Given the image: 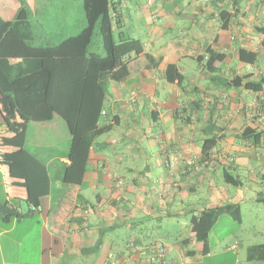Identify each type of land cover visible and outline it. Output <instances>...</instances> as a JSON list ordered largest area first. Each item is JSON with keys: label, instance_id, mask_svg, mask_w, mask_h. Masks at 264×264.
<instances>
[{"label": "crops", "instance_id": "0c3cea01", "mask_svg": "<svg viewBox=\"0 0 264 264\" xmlns=\"http://www.w3.org/2000/svg\"><path fill=\"white\" fill-rule=\"evenodd\" d=\"M112 2L117 34L140 40L144 52L124 59L126 80L108 84L100 126H113L94 142L81 185L63 182L65 148H28L30 130L61 119L31 123L0 96V204L23 215L0 220V264H145L149 251L133 253L128 244L157 240L167 254L155 264H264L261 250L255 261L248 253L264 245L248 240L263 228L246 229L243 211L246 190L255 205L264 195V0ZM44 6L43 32L52 39V23L68 26L72 18L51 19ZM0 16L29 19L27 12L17 20ZM73 22L80 33L83 16ZM210 53L220 56L211 65ZM248 83L261 89L248 90ZM208 140L215 145L204 153ZM18 144L45 163L51 181L32 213ZM227 172L242 186L228 184ZM226 205H238L242 220L221 216L205 252L192 219Z\"/></svg>", "mask_w": 264, "mask_h": 264}, {"label": "trees", "instance_id": "16d2710c", "mask_svg": "<svg viewBox=\"0 0 264 264\" xmlns=\"http://www.w3.org/2000/svg\"><path fill=\"white\" fill-rule=\"evenodd\" d=\"M83 1L86 27L74 37L52 46L34 45V25L30 19L6 21L0 16V96L31 123H48L54 118L65 122L71 136L70 165L63 175L67 185L82 184L94 142L113 126H100L108 84L126 80L129 69L124 59L144 52L140 40L117 34L121 26L112 18V0ZM96 35L100 37L101 53L93 50ZM11 59L19 62L11 64ZM219 59V55L210 53L208 64ZM250 61H255L254 55ZM168 70L176 71V68L169 66ZM175 77L179 75L176 73ZM245 88L259 91L261 84L248 83ZM206 144L210 145L204 146V153L211 150L215 142L208 140ZM17 147L22 150L19 161L25 179L26 202L33 208L29 212L32 213L50 194L51 181L45 163L21 144ZM225 180L235 187L242 186L241 181L228 172ZM256 203L264 205L263 194L257 195ZM223 215H230L239 223L242 220L238 205L205 210L192 219L196 240L204 244L205 252L209 233ZM22 217L12 206L0 204L1 221ZM259 250L263 252L264 261V245L249 249L250 261H255Z\"/></svg>", "mask_w": 264, "mask_h": 264}, {"label": "rangeland", "instance_id": "374dc122", "mask_svg": "<svg viewBox=\"0 0 264 264\" xmlns=\"http://www.w3.org/2000/svg\"><path fill=\"white\" fill-rule=\"evenodd\" d=\"M44 5H47L51 19L56 18L57 21H59L60 18L67 22V19L70 17L72 18L71 23H67L68 26H65L64 24L60 25L56 22L55 24L52 23V39L50 37H45L43 32ZM29 8L33 10L31 15L29 14ZM26 12L28 13V16L30 15L29 19L34 25L35 46L57 45L58 43L70 38L72 35V37L77 35L76 30L73 28V25L75 24L73 19H76L77 21L83 16L84 28L86 27L83 0H1L0 2V14L5 18H10L13 20L21 19L25 17ZM93 50L97 53L102 52V45L98 35H96L94 38ZM60 122L61 125L55 123L54 126L46 129L45 131L39 129L30 130L28 133V148H30V150L34 153H39L40 151L37 150L38 146H56L61 152L64 150V148L67 150V152H69L71 145L70 133L68 131L67 125L61 120ZM51 152L53 153V150H51ZM43 155H45V152ZM55 177V174L52 173L53 180H55ZM232 190L236 189L234 188ZM245 194L246 195L244 198L246 200L243 204V211L246 229L255 224L260 225L263 228V233L261 236H250L248 240L254 244H262L264 243V205H255L248 202L247 199L250 196V192L246 190ZM257 206L260 208V210H256ZM220 229H222V227H220ZM220 234L221 232L218 231L217 235ZM243 264H247L246 261Z\"/></svg>", "mask_w": 264, "mask_h": 264}, {"label": "built area", "instance_id": "2783aa9c", "mask_svg": "<svg viewBox=\"0 0 264 264\" xmlns=\"http://www.w3.org/2000/svg\"><path fill=\"white\" fill-rule=\"evenodd\" d=\"M209 0H205V3H208ZM105 114V112H103V115ZM175 162L170 163V167H174ZM121 182H119L116 185L117 189H121ZM128 249L133 252V253H138L142 250L147 249L149 251L148 256L145 258L144 263L145 264H155V263H159L162 262L167 254V247L166 245L160 241L157 240L153 243H151L148 246H142L139 245L135 242H130L128 244Z\"/></svg>", "mask_w": 264, "mask_h": 264}]
</instances>
